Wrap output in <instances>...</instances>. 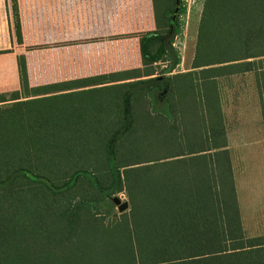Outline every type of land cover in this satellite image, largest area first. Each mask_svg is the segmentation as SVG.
<instances>
[{
	"label": "trees",
	"instance_id": "obj_1",
	"mask_svg": "<svg viewBox=\"0 0 264 264\" xmlns=\"http://www.w3.org/2000/svg\"><path fill=\"white\" fill-rule=\"evenodd\" d=\"M233 2H205L185 73L169 75L176 0H155L142 69L31 88L18 58L21 90L0 95V264H264V236L245 235L220 151L214 78L255 71L264 93V62L246 58L262 13ZM118 194L130 208L107 218Z\"/></svg>",
	"mask_w": 264,
	"mask_h": 264
},
{
	"label": "crops",
	"instance_id": "obj_2",
	"mask_svg": "<svg viewBox=\"0 0 264 264\" xmlns=\"http://www.w3.org/2000/svg\"><path fill=\"white\" fill-rule=\"evenodd\" d=\"M206 1L194 0L186 16V33L194 28V56ZM251 4L262 13L256 24L261 35L246 41L261 46L246 58L264 62V0ZM15 5L22 43L16 37ZM155 16V0H0V95L21 90L20 56L25 57L31 88L142 69L140 36L156 31ZM258 71L264 76V69ZM214 86L226 137L220 151L229 157L243 231L249 238L261 237L264 93L258 89L255 71L221 74L214 78Z\"/></svg>",
	"mask_w": 264,
	"mask_h": 264
},
{
	"label": "rangeland",
	"instance_id": "obj_3",
	"mask_svg": "<svg viewBox=\"0 0 264 264\" xmlns=\"http://www.w3.org/2000/svg\"><path fill=\"white\" fill-rule=\"evenodd\" d=\"M160 4H161V0H160ZM180 7L183 10L181 16L179 17V23H181V27H182V33L178 36L177 40H174L173 43V47L176 51L177 57H180V64L179 66L175 67V70L169 74V75H174L177 73H182V72H188L191 70L192 68V62H193V58H194V28L191 27V29L189 28L187 30L186 33V16L188 14V10H190L192 7H183L182 4L180 3ZM192 21H194V17L192 16L191 18ZM196 46V45H195ZM172 60H170L169 62H163L158 64L157 67V73L156 75H160L161 73L166 70L171 64H172ZM167 75V76H169ZM124 196L123 201H128L127 197L124 194H118L114 197H121ZM112 202V201H111ZM111 204V203H110ZM112 207H110V209L107 210L106 212V216L107 218L109 217H113L115 214H118V209L116 207V205L113 204L112 202Z\"/></svg>",
	"mask_w": 264,
	"mask_h": 264
},
{
	"label": "water",
	"instance_id": "obj_4",
	"mask_svg": "<svg viewBox=\"0 0 264 264\" xmlns=\"http://www.w3.org/2000/svg\"><path fill=\"white\" fill-rule=\"evenodd\" d=\"M176 2H177V11H178L180 9L181 0H176ZM123 199H124V196H121V197H114L112 200V202L114 203V205H116L118 212L120 214L128 211L130 208L129 202L123 201Z\"/></svg>",
	"mask_w": 264,
	"mask_h": 264
},
{
	"label": "built area",
	"instance_id": "obj_5",
	"mask_svg": "<svg viewBox=\"0 0 264 264\" xmlns=\"http://www.w3.org/2000/svg\"><path fill=\"white\" fill-rule=\"evenodd\" d=\"M194 3V0H181L183 7H189Z\"/></svg>",
	"mask_w": 264,
	"mask_h": 264
}]
</instances>
